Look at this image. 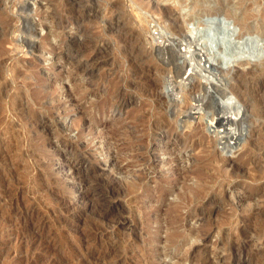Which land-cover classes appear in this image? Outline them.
Wrapping results in <instances>:
<instances>
[{
	"label": "rangeland",
	"instance_id": "rangeland-1",
	"mask_svg": "<svg viewBox=\"0 0 264 264\" xmlns=\"http://www.w3.org/2000/svg\"><path fill=\"white\" fill-rule=\"evenodd\" d=\"M0 236V264H264V0H0Z\"/></svg>",
	"mask_w": 264,
	"mask_h": 264
},
{
	"label": "bare ground",
	"instance_id": "bare-ground-1",
	"mask_svg": "<svg viewBox=\"0 0 264 264\" xmlns=\"http://www.w3.org/2000/svg\"><path fill=\"white\" fill-rule=\"evenodd\" d=\"M21 4V3H20ZM50 6V5H49ZM165 8V7H164ZM206 13H209V11H206ZM212 18H216V17H220L221 20L223 21V25H226L225 22H228V16L227 14H225L223 17L222 16H217L215 13L211 14ZM218 19V18H217ZM232 21V20H231ZM233 22V21H232ZM221 23V22H219ZM236 24V23H235ZM216 25V23H215ZM220 26V24H218ZM228 25V24H227ZM192 27V26H191ZM218 27V26H217ZM223 27V26H222ZM236 27V25H235ZM224 28V27H223ZM227 28V27H226ZM239 30L237 32L236 35L232 33H230L231 30H229V32L227 33H230L228 35V37L231 39V40H234V44L233 45H226L224 46V48H221L223 49V51L220 50L219 53L223 54V59L226 60L228 58H231V57H237L239 56L242 51H243V48L240 47L239 45H241L242 43V40L244 39V37L248 36V37H253L252 34L250 33H243V31L241 30L242 28L239 27ZM203 29V28H202ZM224 30V29H223ZM228 30V29H227ZM192 31V30H190ZM193 32V31H192ZM163 34V33H162ZM205 34V33H203ZM183 35V34H181ZM216 35V34H215ZM166 36V34H165ZM203 36V35H202ZM201 36V37H202ZM159 37H163V36H159ZM176 37V36H175ZM171 38V37H167L164 38V39H159V42L162 43L164 46L165 45H168V44H172L173 47H174V50L176 51V53L174 54V56H176L175 59H180V62L179 63V67H185L187 66L188 68V72H195L197 74L200 75V78L202 77L204 79V81H200V84H203V85H208L211 83V78H213V74L214 72L211 71V69H215V72H218L219 70H221L220 67H216L214 62L211 61L210 59V56H209V53L207 51H204L203 47L201 46V44L199 43V41L197 39H195V35H187L186 33H184L183 37H178V38ZM204 37V36H203ZM158 38V37H157ZM156 38V40H157ZM229 39V40H230ZM252 39V38H251ZM256 39V38H254ZM257 40V39H256ZM172 42V43H171ZM255 42V41H254ZM220 49V48H219ZM246 51L245 52H248L249 54H258L260 52V49L256 48V47H253V45H250V46H247L246 47ZM173 50V51H174ZM174 51V52H175ZM244 53V51H243ZM176 61V60H175ZM173 62V61H172ZM262 68V67H261ZM220 72V71H219ZM213 75V76H212ZM217 75V74H216ZM179 84V83H178ZM221 86V85H220ZM209 87V86H208ZM224 87V86H223ZM205 88V87H204ZM232 88V87H231ZM239 92V91H238ZM254 93V92H253ZM174 94V93H173ZM173 97V96H172ZM220 101V100H218ZM221 104L227 106V107H235V111H226V112H222V114L218 115L217 116V119L219 121H223V124L225 126V122L227 123H236V122H240L243 118V111H244V104H242L233 94L231 96H228L225 100L223 99V101H221ZM247 105V104H246ZM258 105V104H257ZM198 109V108H197ZM184 112V111H183ZM197 112L196 111H193V112H190L188 113V117L189 119L191 118L190 121H194L195 120V117L196 115L192 114V113H195ZM203 113H200L197 114V117L198 119H204L203 118ZM171 116V115H170ZM186 119V118H185ZM216 119V121H218ZM216 121H208V130L211 129V131H213V133L215 135H218V138H219V141L222 140V138L224 137L223 134L225 133H230L231 136H235V130L234 128L232 127H229V126H226L224 127L223 129H217L215 128L216 125ZM219 125V124H218ZM222 132V133H221ZM220 134V135H219ZM236 146V145H235ZM235 146H232L230 148H233ZM73 167V172L77 173V168L75 166H72ZM12 189V188H11ZM84 195H86V192L84 193ZM83 195V196H84ZM3 198V197H2ZM54 198V197H53ZM61 204V203H60ZM13 205V204H12ZM15 213V211H14ZM15 215V214H14ZM20 216V215H19ZM19 218V217H18ZM2 219V218H1ZM46 219V218H45ZM119 219V218H118ZM42 225V224H41ZM1 237V236H0ZM51 240V239H50ZM37 241V240H36ZM24 244V243H23ZM22 246V245H21ZM29 246V245H28ZM45 247V246H44ZM49 247V246H48ZM45 249V248H44ZM14 250V249H13ZM14 252V251H13ZM5 254V253H4ZM13 254V253H11ZM37 254V253H36ZM16 255V254H15ZM38 255V254H37ZM20 256V255H19ZM25 257V256H24ZM16 259V258H15ZM30 259V257H29ZM32 260V259H31ZM24 261V260H23ZM15 262V261H14ZM19 262V261H18ZM26 262V260H25ZM20 263V262H19Z\"/></svg>",
	"mask_w": 264,
	"mask_h": 264
}]
</instances>
